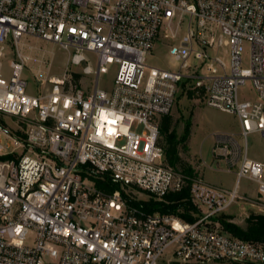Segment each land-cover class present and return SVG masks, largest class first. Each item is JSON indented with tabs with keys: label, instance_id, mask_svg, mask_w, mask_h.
Masks as SVG:
<instances>
[{
	"label": "built area",
	"instance_id": "1",
	"mask_svg": "<svg viewBox=\"0 0 264 264\" xmlns=\"http://www.w3.org/2000/svg\"><path fill=\"white\" fill-rule=\"evenodd\" d=\"M30 37L70 51L60 75L31 66ZM159 39L176 67L149 65ZM187 79L239 120L213 147L232 188L159 145ZM0 114L15 124L0 122V264H264L263 244L216 220L247 198L244 178L264 201V160L249 152L251 135L264 140V0H0ZM185 186L194 221L151 204Z\"/></svg>",
	"mask_w": 264,
	"mask_h": 264
},
{
	"label": "rangeland",
	"instance_id": "2",
	"mask_svg": "<svg viewBox=\"0 0 264 264\" xmlns=\"http://www.w3.org/2000/svg\"><path fill=\"white\" fill-rule=\"evenodd\" d=\"M184 29L182 33H184ZM159 39L156 42L148 57V63L151 66L168 68L176 67L170 54L167 43ZM28 42L33 46L32 54L34 60L31 66L41 68L46 71L42 75L53 76L60 75L70 60V51L51 42H46L38 38L30 37ZM91 59L95 56L89 54ZM8 62H5L7 70ZM115 71L112 67L106 74H102L99 79L101 88H110ZM88 80V77L85 79ZM190 80L187 79L181 85L175 107L170 115L172 116V126L169 132L161 130L160 141L165 148L168 147V136L171 131L176 137L181 138L187 126L190 128V135L186 141L178 145V153L181 161L177 163L178 168H192L206 181L232 188L236 182L234 170L229 171L227 164L222 160H216L213 156V147L217 135H229L240 131L238 118L230 113L208 106L202 97L189 96ZM32 90V87H30ZM241 95L243 97L254 98L255 94L250 83L245 86ZM0 122L7 128L15 126L12 119L4 114H0ZM0 139L3 144L9 141L4 134L0 132ZM250 156L264 160V140L258 135L249 137ZM205 162L203 166L202 163ZM240 192L246 193V199H240L229 210L220 215L221 221H227L245 227L247 218L252 214H264V201L257 193V184L248 179H242L240 182ZM218 221L220 226L221 222Z\"/></svg>",
	"mask_w": 264,
	"mask_h": 264
},
{
	"label": "trees",
	"instance_id": "3",
	"mask_svg": "<svg viewBox=\"0 0 264 264\" xmlns=\"http://www.w3.org/2000/svg\"><path fill=\"white\" fill-rule=\"evenodd\" d=\"M189 96H198L195 95L193 90L188 91ZM202 96V95H199ZM172 126V116L167 115L162 118L161 120V130L165 132H169ZM190 135V128L189 126L186 127L185 133L181 138L176 137V134L171 131L168 136V147L165 148L162 142L159 139V145L164 149L166 159L169 164L177 167V163L181 161V158L178 153V145L187 140ZM182 171L188 173L189 175H194L195 172L192 168L183 167L178 168ZM168 202H153L152 205L156 204L159 205L158 207L155 206V209L160 210L161 212L165 213H174L178 214L183 217L185 220L194 221L195 216L193 213L197 212V208L194 206L190 199V191L188 186H185L181 191L173 192L167 196ZM217 221L220 220V217L216 218ZM221 228L243 240L251 241L254 243H259L264 245V214H252L246 220L247 224L245 227H241L237 224L230 223L227 221H221Z\"/></svg>",
	"mask_w": 264,
	"mask_h": 264
},
{
	"label": "crops",
	"instance_id": "4",
	"mask_svg": "<svg viewBox=\"0 0 264 264\" xmlns=\"http://www.w3.org/2000/svg\"><path fill=\"white\" fill-rule=\"evenodd\" d=\"M202 165L204 166L205 165V162L203 161Z\"/></svg>",
	"mask_w": 264,
	"mask_h": 264
}]
</instances>
